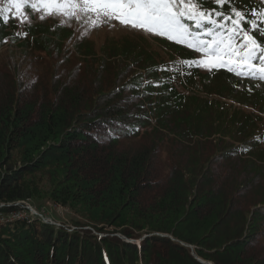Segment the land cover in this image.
I'll use <instances>...</instances> for the list:
<instances>
[{
    "label": "trees",
    "instance_id": "trees-1",
    "mask_svg": "<svg viewBox=\"0 0 264 264\" xmlns=\"http://www.w3.org/2000/svg\"><path fill=\"white\" fill-rule=\"evenodd\" d=\"M6 28L0 20V46L19 49L0 52V211L49 200L75 227L6 220L0 264H264L263 92L238 89L222 67L173 70L144 37L65 52L64 24H27L22 37ZM27 61L37 68L26 79Z\"/></svg>",
    "mask_w": 264,
    "mask_h": 264
},
{
    "label": "snow or ice",
    "instance_id": "snow-or-ice-1",
    "mask_svg": "<svg viewBox=\"0 0 264 264\" xmlns=\"http://www.w3.org/2000/svg\"><path fill=\"white\" fill-rule=\"evenodd\" d=\"M210 2L221 10H205L199 0H39V5L31 0H8V7L0 8V20L7 24L11 15L21 23H30L22 12L25 5L34 11L44 9L46 15L77 19L83 15L94 27L117 20L203 54L202 59L174 63L197 64L208 70L225 67L237 76L264 81V46L250 34L255 32L264 39V8L257 11L255 6H244L237 10L232 0Z\"/></svg>",
    "mask_w": 264,
    "mask_h": 264
},
{
    "label": "rangeland",
    "instance_id": "rangeland-1",
    "mask_svg": "<svg viewBox=\"0 0 264 264\" xmlns=\"http://www.w3.org/2000/svg\"><path fill=\"white\" fill-rule=\"evenodd\" d=\"M5 5L3 0H0V8H2ZM6 7H8V5H6ZM27 9L24 6V8L22 9V12L26 13ZM9 17H11V15H9ZM12 18V17H11ZM26 21H30V23L28 22H24L21 23L19 20H14L12 21L13 24H16V28H14V26L12 25V23L10 21H8L11 24V27L8 31H12L14 33L15 36H23L24 33V27L27 24H39V23H43V24H47V25H54V24H64L62 21L58 20V19H49V20H44V19H40L38 23H35L34 21L29 20L27 17H25ZM187 23L191 24L192 22L186 21ZM69 23V28L72 29V35L71 38L68 39L66 41V46H65V52L68 51V49H70L71 51H74V47L73 44L75 41L78 40H84L87 42H92L94 44V46L96 47L97 50L100 49V47L109 39H115V40H121L122 38L125 37H133V38H140V37H144L147 38L149 40V42L151 43V47L152 49L156 50L158 54H160L161 56H163L162 58H166L168 59V65H170V68H172L173 70L176 68V64L174 62L177 61H181L182 57L179 54H176L174 52V50L171 49V46L169 44H180V45H184L185 44H181V43H177L173 40H170L166 37L163 36H159V35H155V34H151L148 33L146 31L143 30H139V29H134V28H123V29H115V28H109V27H103L100 29H93L90 28L87 25H81V24H70ZM167 42V43H165ZM19 47L17 46V43H13L12 40L10 39L7 43H5L3 46H0V52L2 55H7L9 54L12 57L14 56H18L16 53H7V50H18ZM6 50V51H5ZM197 57L198 59H202L203 58V54L199 53L196 51ZM8 55V56H9ZM169 55H173L174 59H170ZM59 57L54 56V57H47L44 59V61L42 63H51V64H56V62L58 61ZM14 62V60H13ZM29 62L27 61L24 62L21 66H20V70L22 72H25L27 74V76L25 77L27 79V77L29 76L30 73H32L30 70L37 68V67H33V68H29ZM31 66V65H30ZM50 66V65H48ZM200 70L204 73H208L212 70H208L204 67L199 66ZM225 68V67H223ZM179 73H181V70H178ZM0 74L2 75L3 73L0 72ZM233 77L231 78L232 82L234 85H236V87H238V89H242V88H248L250 91H260L264 93V81L260 80L259 78H252L250 76H237L234 72H233ZM1 75H0V79H1ZM182 80L181 76L177 77V83L179 84L180 88L188 93L190 92V89L186 88L184 85L182 86L180 81ZM205 83H209V79H206V81H204ZM232 101V100H229ZM237 104V103H236ZM155 123V118L153 119V124ZM20 203L22 205L25 206L26 210H24L23 208H21V210H13L11 211L9 214H7L4 211H0V223L2 222H6L7 218H9L10 220H14V219H25V218H34L37 216V214L35 213H40L43 217L47 218V221H53L54 223H56L57 225H65L66 227H70V228H74V223L72 221V218L75 217V214L72 213L69 208L61 206L59 204H55L49 200H44L40 205L33 202V201H26V202H17ZM0 206H2V204H0ZM22 206V207H24ZM4 218H6L4 220ZM4 220V221H3ZM101 235H104L103 233H101ZM145 237V235H143L140 239H135L136 242L140 241L141 239H143Z\"/></svg>",
    "mask_w": 264,
    "mask_h": 264
},
{
    "label": "built area",
    "instance_id": "built-area-1",
    "mask_svg": "<svg viewBox=\"0 0 264 264\" xmlns=\"http://www.w3.org/2000/svg\"><path fill=\"white\" fill-rule=\"evenodd\" d=\"M72 20L73 21H77V22H84L85 24H88V23H90L89 21H88V18L86 17V16H81V18L80 19H77L76 17H72ZM91 24V23H90ZM103 25H111L112 27H114V28H118V24L114 21V20H112L110 23H106V24H103ZM94 27V26H93ZM101 26H99V27H96V28H100ZM35 214H37V216H39L40 218H42L44 221H46V222H48L47 221V218H45V217H43L40 213H35ZM6 218H4V220H5ZM3 220V221H4ZM7 220H10L9 218H7ZM51 223H54L53 221H50ZM56 224V223H55Z\"/></svg>",
    "mask_w": 264,
    "mask_h": 264
},
{
    "label": "water",
    "instance_id": "water-1",
    "mask_svg": "<svg viewBox=\"0 0 264 264\" xmlns=\"http://www.w3.org/2000/svg\"><path fill=\"white\" fill-rule=\"evenodd\" d=\"M163 235H167V234H163ZM200 261L203 262V263H206V264H212V262H210V261H205V260H203V259H200Z\"/></svg>",
    "mask_w": 264,
    "mask_h": 264
},
{
    "label": "clouds",
    "instance_id": "clouds-1",
    "mask_svg": "<svg viewBox=\"0 0 264 264\" xmlns=\"http://www.w3.org/2000/svg\"><path fill=\"white\" fill-rule=\"evenodd\" d=\"M39 217V216H38Z\"/></svg>",
    "mask_w": 264,
    "mask_h": 264
}]
</instances>
